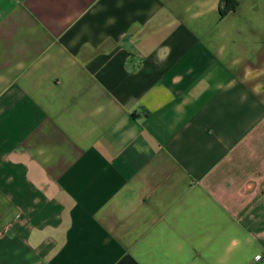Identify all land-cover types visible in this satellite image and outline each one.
<instances>
[{
	"label": "crops",
	"instance_id": "crops-1",
	"mask_svg": "<svg viewBox=\"0 0 264 264\" xmlns=\"http://www.w3.org/2000/svg\"><path fill=\"white\" fill-rule=\"evenodd\" d=\"M0 0V264H264V0Z\"/></svg>",
	"mask_w": 264,
	"mask_h": 264
},
{
	"label": "trees",
	"instance_id": "trees-1",
	"mask_svg": "<svg viewBox=\"0 0 264 264\" xmlns=\"http://www.w3.org/2000/svg\"><path fill=\"white\" fill-rule=\"evenodd\" d=\"M235 8V3L233 0H221V9L220 15L223 16L227 12L233 10Z\"/></svg>",
	"mask_w": 264,
	"mask_h": 264
}]
</instances>
